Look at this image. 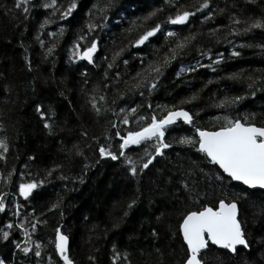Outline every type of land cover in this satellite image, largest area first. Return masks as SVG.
<instances>
[{
    "label": "trees",
    "instance_id": "16d2710c",
    "mask_svg": "<svg viewBox=\"0 0 264 264\" xmlns=\"http://www.w3.org/2000/svg\"><path fill=\"white\" fill-rule=\"evenodd\" d=\"M69 0H64L67 6ZM95 0H77L78 8L67 22L58 21L56 24L46 26L47 31L55 32L61 24H65V34L58 41V46L52 56L47 60L42 58L44 49L35 41L36 29L44 18L43 9H34L28 21L14 20L12 14H5L12 7L13 0H0V138H6L9 151L6 153L7 163L0 162V175H8L12 172L11 183L5 184L0 180V191L9 193L5 200L6 211L0 213V227L3 223L14 221L19 223L33 213L39 219L47 220L46 225H40L35 234H32L33 247L36 242L42 244V257L36 258L33 254L25 257L19 253L12 244L0 243V259L5 264H62L55 255L53 229L57 226L69 236V256L74 264H112L113 245L120 252L121 257L117 264H126L123 254H129L131 264H179L183 256L180 239L171 234L178 227L179 213L175 211V189L165 184L169 170L180 162L187 164V158H196L198 154L182 148L179 145L166 150L167 157L157 158L153 165L149 166L138 180H133L125 168L118 161L103 159L94 167L82 171L85 162L95 163L98 156L95 153L96 141L89 139L88 143L93 148L84 147V156H75L67 149L72 145L82 142L79 133L86 130L89 137L100 138V143L107 132L114 136L116 129H112L109 120H115L111 111L95 116L87 104L89 97L94 95V86L99 89L95 95L106 94L108 104L111 103L114 93L111 88L107 93L103 92L102 79L103 66L93 68L84 61L69 62L67 49L71 45L75 34L82 27L86 17L85 12ZM197 0H179L180 4L193 5ZM213 6L225 9L223 15H217L214 20L201 24L199 14L190 18L188 26H174L164 23L174 9L163 4V0H116L114 8L109 12L110 21L108 28L97 30L99 36V51L95 55L97 63L102 64L101 57L111 54L114 47L127 44L133 39L136 32L127 33L130 22L137 17H143L153 9L164 7V11L158 13L149 24L161 22L166 30H175L186 35L189 30L206 33L209 28L228 24L227 16L235 13L242 19L246 17L259 18L264 16V0H212ZM18 15V13L16 14ZM21 21H23L21 23ZM118 21V23H117ZM227 29H223L218 38L209 39L201 35L197 46L203 50H211L215 58L216 53H223L224 61L216 66L217 71L212 72L207 68H199L194 73H189L181 78L175 77V71L179 67V61L165 70L160 78L159 87L150 96L146 94L145 106L150 103L155 109L156 105L166 106L176 104L182 97L189 96L192 92L200 90L201 99L192 105H185L193 111L200 108L197 123L200 126L211 129L214 126L212 117L222 114L219 110L207 107L209 96L212 93L219 95H244L249 93L229 113L237 116L241 113H255L257 122L264 114V91L256 87L255 95L247 88L246 77L264 76V50L258 45H264V30H254L248 35L240 37L228 36L227 41L237 45L233 49L223 39ZM41 39L46 44L53 38L44 32L40 33ZM164 37L158 33L151 38V44L140 48H129L123 54V59L129 60L128 72L134 73L138 67V61L132 58V54L147 55L152 58V48L160 47ZM28 49L27 55L31 61L32 70L28 71L24 62V48ZM240 44L253 45L252 47H238ZM233 50L241 52L239 57L229 58ZM195 58V59H194ZM198 57L195 49L188 51L182 58L184 64H195ZM209 59L204 57L200 63L207 65ZM124 66L120 65L123 71ZM87 70V76H81V72ZM243 72L245 80L233 81L228 79L231 73ZM87 80L88 83H84ZM211 80V83H207ZM205 84L207 86L205 87ZM7 86L9 91L5 92ZM120 87H123L121 84ZM63 93L61 95L60 93ZM137 103L141 102L139 96L133 97ZM37 102H43L45 107H52L56 112V123L59 130L55 135H49L42 126V122L35 112ZM101 107H107L102 104ZM118 111V109H117ZM145 109L142 108L141 112ZM159 111V110H157ZM150 114V113H149ZM120 129L126 126L118 125ZM127 127H136L130 124ZM191 126L179 123L168 134V139L173 137L193 135ZM113 150L116 148V140H112ZM129 154L136 158L134 152ZM179 153V156H177ZM142 155V153H141ZM33 156V160L28 157ZM87 157V160L85 159ZM172 163L169 164L168 160ZM63 165V171L73 176L81 175L84 183H68L70 190H65L64 181L49 178V181L33 191L25 200L18 195V185L30 179L42 178L44 170L54 164ZM211 167V166H209ZM15 169V171H13ZM23 173V175H21ZM31 173V176L28 175ZM230 184V193L241 192L246 189L238 182L226 181ZM15 185V188L14 186ZM208 199L213 200L220 195L219 189L214 185L207 189ZM247 199L240 201V210L243 218L247 220L249 230L253 233L260 231V225L264 224V217L254 215L260 206H264V190L247 189ZM62 197V204L58 210L47 211L51 203ZM135 195L137 203L132 209H127L128 201ZM183 199V196L180 197ZM9 200L20 204L19 209L9 204ZM189 207H199V204H189ZM182 207V206H181ZM11 209V211H9ZM20 211L21 216H13L11 212ZM128 212L127 216L124 215ZM45 215L41 216L40 213ZM61 212L63 215L61 216ZM163 215L161 216V214ZM157 216L161 219L156 220ZM115 225V227H114ZM155 227L160 233L159 239L152 238L149 233ZM31 234V230L29 229ZM12 239L23 240L25 237L18 230L12 232ZM156 248L160 249L158 253ZM255 248V245H253ZM90 257L94 259H89ZM256 258L259 256L256 254ZM207 264H240L238 257L225 254V250L212 246V250L206 253Z\"/></svg>",
    "mask_w": 264,
    "mask_h": 264
},
{
    "label": "snow or ice",
    "instance_id": "6c2138e0",
    "mask_svg": "<svg viewBox=\"0 0 264 264\" xmlns=\"http://www.w3.org/2000/svg\"><path fill=\"white\" fill-rule=\"evenodd\" d=\"M115 2L116 0H95L91 4L85 12L86 19L82 27L75 34L67 51L69 62L84 61L93 68L103 66L102 79L105 81L103 92L107 93L111 88L114 93L111 103H107L108 96L106 94L95 95L99 89L94 86L92 90L94 95L89 97L87 104L97 117L111 111L116 119H110L109 125L116 131L114 136L106 132L103 140L107 143H100V138L89 137L86 130H81L79 135L83 138L82 142L78 141L67 151L75 156H84V147L93 148V145L88 143L89 139L96 141L95 153L98 159L91 164L85 162L82 171L94 167L103 159H110L120 162L133 180H138L140 174L149 169V166L153 165L157 158L167 157L166 150L173 148L174 144L198 154L196 158L189 156L186 165L183 162L173 165L174 171L169 170L165 179V184L175 189L176 204L174 209L179 213L178 227L171 234L180 239L183 249V256L179 264H207L206 253L212 250V246L225 250V254L232 257H238L240 264H264V224L260 225L259 232H251L247 220L243 218L240 210V201L247 199V189L264 190V114L259 122H257L255 113H241L237 116L229 114L249 93L235 96H221L218 93H212L206 106L215 108L222 114L212 117L214 126L211 129L197 123L203 108L193 111L191 108L185 107V105H192L201 99L200 90L182 97L176 104L156 105L155 109L150 103L145 106L146 94L150 96L156 91L160 78L173 62L179 61V67L175 71L176 78L194 73L202 67L212 72L217 71L216 66L220 65L225 57L223 53L218 52L213 58L210 49L199 48L197 41L201 35H206L210 40L215 39L216 43L222 42L218 38V34L223 29H227V33L223 37L225 41L228 36L243 37L254 30H264V16L242 19L235 13H229L226 25L209 28L206 33L189 30L184 35L179 31L166 30L161 22L149 24L148 22L158 13L164 11V7L153 9L143 17H137L130 22L128 29L124 31L127 33L136 32L135 37L127 44L114 47L110 55L106 53L101 57L102 64H100L95 59V55L99 51L97 30L103 31L108 28L109 12L114 8ZM163 4L175 10L174 13L167 16L164 22L174 26H188L191 23L190 18L196 17L197 14H199L201 24H205L214 20L217 15L225 13V9L214 7L212 0H197L195 4L187 6L180 4L179 0H163ZM77 8V0H69L67 6L64 5V0H13L12 7L7 9L5 14H12L14 20H20V17H23V21H28L34 9L44 10V18L36 29L37 34L34 39L44 49L42 58L47 60L55 52L58 41L64 36L66 29L65 24H61L55 32H52L47 31L46 26L56 24L58 21L67 22ZM17 13L18 15H16ZM41 32L53 39L46 44V41L41 39ZM158 33L164 37L161 46H153L151 59L147 55L132 54V58L138 61V67L134 73H129V60L123 59V54L129 48L150 45L151 38L156 37ZM227 42L233 49L237 47L231 41ZM20 46L24 48L25 52L23 57L25 66L28 71H31V61L27 55L28 49L23 43ZM252 46L240 44L238 47ZM258 47L264 50V45H258ZM192 49H195L200 59L207 57L210 62L204 65L200 63V59H196L194 65L184 64L182 58ZM240 55V51L233 50L229 53V58ZM121 64L124 66L123 71L120 70ZM87 75V70L81 72V76ZM227 78L233 81L245 80L243 72L231 73ZM84 83H88V81L84 80ZM207 83H211V80ZM246 83L247 88L251 90V95H255L258 84L260 90L264 91V76L249 75L246 77ZM121 84L123 87H120ZM206 86L207 84H205ZM4 91H9L7 86ZM60 94L63 95L62 92ZM135 96L141 98L140 103L133 99ZM102 104H106L107 107H101ZM142 108L145 109L144 112H141ZM34 109L47 133L55 135L59 130L55 119V110L52 107L46 108L43 102H37ZM179 123L191 126L194 134L179 138L173 137L172 140H169L168 134ZM130 124H135L136 127H127ZM118 125L126 127L120 129ZM113 139L116 140L115 150H113ZM134 149L138 150L134 152L135 159H133V155L129 154ZM8 151L7 139L0 138V162L7 163L6 153ZM28 159L33 160L34 157L29 156ZM85 159L87 160V157ZM168 163L171 164L172 161L169 159ZM28 175L31 176V173ZM11 177L12 172H9L6 176L0 175V180L8 184L12 182ZM49 178L67 182L64 185L65 190H70L67 187L68 183H84L81 175L73 176L66 173L63 171V165L56 163L51 168L44 170L42 178H33L27 182L19 183L18 195L28 200L33 191L46 184ZM226 181L238 182L240 185L246 186V189L230 193L228 188L231 185L225 183ZM214 185L219 189L220 195L209 200L207 189ZM13 186L15 188V185ZM9 195V193L0 191V213L6 211L8 205L5 200ZM181 196H183L182 200ZM136 203L137 198L134 195L128 201L127 209H132ZM9 204L17 209L21 207L20 204H16L12 200H9ZM61 204L62 197L58 195L57 200L51 203L47 211L58 210ZM189 204H199V207H189ZM35 211L33 209V213L26 217L27 224L23 220L19 223L14 221L3 223V226L0 227V243L12 244L25 257L33 254L36 258H41L42 244L36 242L33 247L32 234L37 232L40 225H46L47 220L36 217ZM11 214L21 216V212L18 210ZM127 214L128 212L125 211L124 215L127 216ZM40 215L44 216L45 213L41 212ZM254 215L264 217V206H260ZM161 216H157L156 220L159 221ZM16 230L22 233L25 239H12V232ZM53 232L52 244L55 255L59 257L62 264H74V260L69 256V236L59 226L55 227ZM149 235L154 239H159L160 233L153 227ZM156 251L159 253L160 249L156 248ZM113 253L112 264H117L121 254L115 244ZM256 254L259 256L258 259ZM128 256L129 254L125 252L123 259L126 264H131ZM51 259L49 257L50 264ZM89 259L94 258L90 257ZM0 264H5V260L0 259Z\"/></svg>",
    "mask_w": 264,
    "mask_h": 264
},
{
    "label": "water",
    "instance_id": "95a60500",
    "mask_svg": "<svg viewBox=\"0 0 264 264\" xmlns=\"http://www.w3.org/2000/svg\"><path fill=\"white\" fill-rule=\"evenodd\" d=\"M246 187V186H245ZM215 247V246H214Z\"/></svg>",
    "mask_w": 264,
    "mask_h": 264
}]
</instances>
